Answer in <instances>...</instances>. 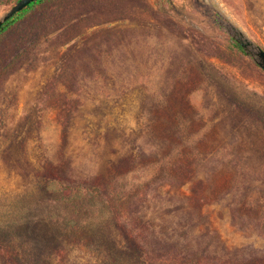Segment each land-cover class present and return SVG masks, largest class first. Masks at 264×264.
<instances>
[{
  "label": "rangeland",
  "instance_id": "374dc122",
  "mask_svg": "<svg viewBox=\"0 0 264 264\" xmlns=\"http://www.w3.org/2000/svg\"><path fill=\"white\" fill-rule=\"evenodd\" d=\"M222 22L264 49V0H44L0 32V264H264V69Z\"/></svg>",
  "mask_w": 264,
  "mask_h": 264
},
{
  "label": "water",
  "instance_id": "95a60500",
  "mask_svg": "<svg viewBox=\"0 0 264 264\" xmlns=\"http://www.w3.org/2000/svg\"><path fill=\"white\" fill-rule=\"evenodd\" d=\"M33 1L35 0H19L0 19V28L5 21L9 20L13 15L26 8ZM222 24L226 27L228 32L235 38V40L242 47V49L248 54L253 55L255 60L264 69V49L261 46L255 44L249 37L244 34L241 29L237 28L235 25H227L223 22Z\"/></svg>",
  "mask_w": 264,
  "mask_h": 264
},
{
  "label": "trees",
  "instance_id": "16d2710c",
  "mask_svg": "<svg viewBox=\"0 0 264 264\" xmlns=\"http://www.w3.org/2000/svg\"><path fill=\"white\" fill-rule=\"evenodd\" d=\"M19 1V0H17ZM44 0H35L33 2H31L26 8H24L23 10H21L20 12L16 13L15 15H13L9 20L5 21L4 24L1 26L0 28V32H2L4 29L7 28V26L13 22L18 16L22 15V13H25V11H27L29 8L33 7L34 5H37L39 3H42ZM240 49H242V47L238 44L235 43Z\"/></svg>",
  "mask_w": 264,
  "mask_h": 264
}]
</instances>
